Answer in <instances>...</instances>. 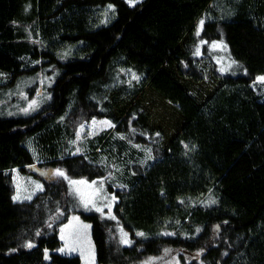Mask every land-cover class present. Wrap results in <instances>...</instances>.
Here are the masks:
<instances>
[{"label":"trees","instance_id":"16d2710c","mask_svg":"<svg viewBox=\"0 0 264 264\" xmlns=\"http://www.w3.org/2000/svg\"><path fill=\"white\" fill-rule=\"evenodd\" d=\"M200 19L204 39H223L242 74L196 55ZM32 59L60 72L40 112L0 118V264H81L56 252L69 218L66 182H45L28 202L13 201L9 182L35 162L25 139L52 151L65 133L53 124L68 109L113 125L100 146L46 161L69 177L106 178L102 154L121 155L128 140L151 151L142 166L130 157L127 187L113 186L132 246L79 212L92 224L97 264H138L167 248L186 264H264V101L250 87L264 74V0H0V76L29 73Z\"/></svg>","mask_w":264,"mask_h":264},{"label":"rangeland","instance_id":"374dc122","mask_svg":"<svg viewBox=\"0 0 264 264\" xmlns=\"http://www.w3.org/2000/svg\"><path fill=\"white\" fill-rule=\"evenodd\" d=\"M129 6H133L142 0H125ZM204 20L197 23L195 34L197 36V56H208L214 60L219 72L225 75L237 76L244 72V68L235 61L229 48L223 39L205 40L203 37ZM27 36L33 40L31 30H27ZM71 48V47H69ZM200 53V54H199ZM59 61L67 60L65 51L58 56ZM24 67L31 68L27 74L18 76L12 80L11 76H0V118L30 117L42 110L51 99L50 88L59 75L60 67L47 63V60L32 59L25 63ZM264 74L256 75L250 83L251 89L260 101H264V81L259 78ZM68 113L56 120L53 125H60L65 133L57 139L53 150L50 148L39 149V139L36 136L25 139L23 145L30 152L34 164L26 171L17 168L9 173L10 185L13 188L12 199L14 202L31 201L37 194L43 191L45 182L64 180L67 185L69 218L59 228L61 247L56 251L64 256H78L81 264H97L95 247L91 236L92 224L84 220L79 212L92 213L102 221L112 225L108 229L110 238H116V243L121 246H132L134 243L130 231L117 221L114 213V188L113 186L127 187L122 175H128L126 166L133 164L130 157L138 165H144L149 158L150 149L134 142H126L121 155L112 153L111 157L102 154V163L112 165L111 173L104 179L89 180L86 178H71L64 169L49 166L46 161L64 156L77 155L89 151L92 147L100 146L104 133L113 128L107 118L89 116L85 118L84 112L78 109L73 117ZM70 117L69 119H67ZM116 141H122L123 136L118 132L110 136ZM96 138V139H95ZM127 139V138H126ZM115 142V141H114ZM43 143V141H42ZM116 151L117 146L111 145ZM151 152V151H150ZM99 162V160H98ZM127 162V163H126ZM64 175H57V172ZM125 172V173H124ZM73 181L84 183L73 184ZM18 197V199H15ZM97 209H100L99 211ZM118 222V223H117ZM63 230V231H62ZM136 237L146 238L143 233H136ZM148 238V237H147ZM171 249H165L160 256H150L138 264H186L179 258L171 255ZM45 258H49V252H45Z\"/></svg>","mask_w":264,"mask_h":264},{"label":"snow or ice","instance_id":"6c2138e0","mask_svg":"<svg viewBox=\"0 0 264 264\" xmlns=\"http://www.w3.org/2000/svg\"><path fill=\"white\" fill-rule=\"evenodd\" d=\"M260 80H262V81H264V77H261V78H259ZM57 175H64L62 172H57ZM73 184H76V183H84V181H79V182H77V181H73L72 182ZM15 199H18V197H16ZM98 211L100 210V209H97ZM63 231V230H62ZM29 247H31L32 245L31 244H29L28 245Z\"/></svg>","mask_w":264,"mask_h":264},{"label":"water","instance_id":"95a60500","mask_svg":"<svg viewBox=\"0 0 264 264\" xmlns=\"http://www.w3.org/2000/svg\"><path fill=\"white\" fill-rule=\"evenodd\" d=\"M32 166H29L28 168H31Z\"/></svg>","mask_w":264,"mask_h":264}]
</instances>
